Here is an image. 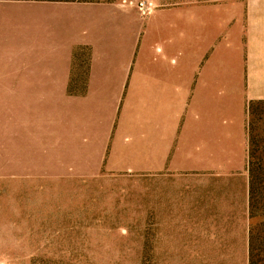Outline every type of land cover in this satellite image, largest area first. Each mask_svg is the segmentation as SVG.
Masks as SVG:
<instances>
[{
  "label": "crops",
  "instance_id": "1",
  "mask_svg": "<svg viewBox=\"0 0 264 264\" xmlns=\"http://www.w3.org/2000/svg\"><path fill=\"white\" fill-rule=\"evenodd\" d=\"M121 1L0 0V99L24 152L8 161L34 177L148 176L154 225H212L196 220L224 200L206 189L245 184L264 0L146 16Z\"/></svg>",
  "mask_w": 264,
  "mask_h": 264
},
{
  "label": "rangeland",
  "instance_id": "2",
  "mask_svg": "<svg viewBox=\"0 0 264 264\" xmlns=\"http://www.w3.org/2000/svg\"><path fill=\"white\" fill-rule=\"evenodd\" d=\"M6 124L0 99V264H247V171L245 184L239 177L206 189L224 201L196 221L214 224L156 226L148 176H30L39 173L30 163L8 161L24 152ZM246 132L247 143L264 145V99L248 104Z\"/></svg>",
  "mask_w": 264,
  "mask_h": 264
},
{
  "label": "trees",
  "instance_id": "3",
  "mask_svg": "<svg viewBox=\"0 0 264 264\" xmlns=\"http://www.w3.org/2000/svg\"><path fill=\"white\" fill-rule=\"evenodd\" d=\"M46 1L91 2L85 0ZM262 154H264V145L255 140L247 143L248 216L253 221L247 235V264H264V157Z\"/></svg>",
  "mask_w": 264,
  "mask_h": 264
},
{
  "label": "built area",
  "instance_id": "4",
  "mask_svg": "<svg viewBox=\"0 0 264 264\" xmlns=\"http://www.w3.org/2000/svg\"><path fill=\"white\" fill-rule=\"evenodd\" d=\"M125 4H135L142 16H146L154 8V4L148 0H137L135 2L132 0H122L121 5Z\"/></svg>",
  "mask_w": 264,
  "mask_h": 264
}]
</instances>
